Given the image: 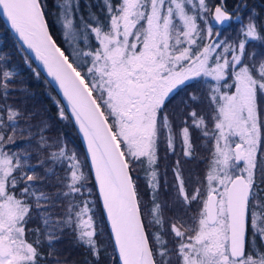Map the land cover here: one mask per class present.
I'll return each mask as SVG.
<instances>
[{"label":"snow or ice","instance_id":"1","mask_svg":"<svg viewBox=\"0 0 264 264\" xmlns=\"http://www.w3.org/2000/svg\"><path fill=\"white\" fill-rule=\"evenodd\" d=\"M84 2L87 15L80 0H0L25 63L59 89L57 119L86 145L81 153L33 122L29 90L0 53V264H67L55 246L66 232L85 264L102 254L110 264H264L261 13L247 0ZM169 154L171 185L160 163ZM193 161L202 174H185Z\"/></svg>","mask_w":264,"mask_h":264},{"label":"trees","instance_id":"2","mask_svg":"<svg viewBox=\"0 0 264 264\" xmlns=\"http://www.w3.org/2000/svg\"><path fill=\"white\" fill-rule=\"evenodd\" d=\"M52 0H49L51 5ZM234 0H228L229 8L232 7ZM248 9H256L261 13V18L264 19V0H247ZM80 10L85 12V2L84 0H80ZM92 10H97V4L92 3ZM247 11V10H245ZM49 23H50V31L53 33L54 39L58 44L67 48V45L64 43L62 35L59 31V27L55 22L54 18V9L50 7L49 9ZM234 28V25H233ZM231 29V28H230ZM228 30L225 27L224 31ZM232 29L228 33H223L224 36H229ZM16 39L8 30L6 25L0 18V53H6L11 57V62L15 65L17 72L20 75L21 82L27 86L30 95L27 98V110L28 111H36L38 116L35 123L38 120H47L50 124V131L48 135L51 137H58L61 132L64 133L66 139L69 141L70 147H75L79 152H84L82 147V143L80 137L77 133V130L74 124H66L56 117L57 106L53 102L54 98H59L51 85L46 82V79L41 74V77L37 79L33 73L32 68H36L32 63L31 66L25 63L24 60V52H21L16 47ZM197 85L193 84L185 88L183 91L179 92L172 98V101L169 105L170 108L176 107L180 104V102L187 98L189 92L193 91ZM192 138L194 143L198 146V155L206 156L207 152L204 151V141L200 138V133L197 131H192ZM163 149H161V156L163 157ZM176 156L169 154L167 160L161 159V170L163 171L164 165H168V183L171 185L173 182V176L171 171V166L175 163ZM181 159H183L181 157ZM185 174L189 171L195 170L196 172H200L202 174L205 165L203 163H196L195 161L185 163ZM163 183V181H162ZM141 191L144 193L145 199H149L148 190L143 180V174L141 173L140 180ZM161 195L164 199H168L171 196V188L165 191L161 188ZM108 240L107 237L101 238V244L107 245ZM56 248L58 250V256L63 261L66 260L67 264H85L86 260H91V256L86 252L83 247L76 246L74 244V236L69 235L67 232L64 234L63 239L56 243ZM47 246H45L44 251L47 252ZM101 264H110V258L107 254H102Z\"/></svg>","mask_w":264,"mask_h":264},{"label":"water","instance_id":"3","mask_svg":"<svg viewBox=\"0 0 264 264\" xmlns=\"http://www.w3.org/2000/svg\"><path fill=\"white\" fill-rule=\"evenodd\" d=\"M0 18H1V20L3 21V23L6 25V27L8 28V30L11 32V34L14 36V38L16 39V36H15V34L11 31V29H10V27H9V24H8L7 20H6L3 16H0ZM16 41H17V40H16ZM27 55L31 56L32 54H31V53H27ZM32 63L34 64V66H35L37 69L40 70L41 74H42L43 77L46 79V81L51 85V87L53 88V90L55 91V93L57 94V96H58L59 98L62 99V96L60 95V92H59L58 87L55 85L54 82L51 81V78H50V77H46V73H44V70H43L42 66H41L38 62H35L34 60H33ZM74 126H75V125H74ZM75 128H76V126H75ZM76 130H77V128H76ZM77 133H78V131H77ZM78 135H79V133H78ZM79 137H80V135H79ZM80 140H81V143H82V147H83V149H84V151H85V150H86V145H85V143H84V141L82 140L81 137H80Z\"/></svg>","mask_w":264,"mask_h":264},{"label":"rangeland","instance_id":"4","mask_svg":"<svg viewBox=\"0 0 264 264\" xmlns=\"http://www.w3.org/2000/svg\"><path fill=\"white\" fill-rule=\"evenodd\" d=\"M86 15H87V12H86ZM235 27V26H234ZM230 28H228V30H226V31H224L223 33H228V32H230ZM59 31H60V33H61V30H60V28H59ZM232 34V31H231V33H229V36ZM62 35V34H61ZM67 45V44H66ZM67 47H68V45H67Z\"/></svg>","mask_w":264,"mask_h":264}]
</instances>
